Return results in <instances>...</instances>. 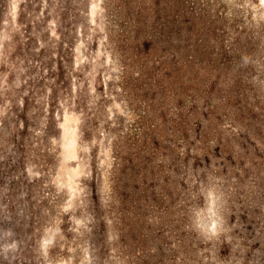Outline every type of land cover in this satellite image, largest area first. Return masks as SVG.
Here are the masks:
<instances>
[{
    "label": "rangeland",
    "instance_id": "rangeland-1",
    "mask_svg": "<svg viewBox=\"0 0 264 264\" xmlns=\"http://www.w3.org/2000/svg\"><path fill=\"white\" fill-rule=\"evenodd\" d=\"M148 1L0 0V264L155 261L153 247L137 248L132 227L121 220L129 203L120 196L136 195L132 172L151 159L152 138L144 146L141 132L150 128L155 136L161 128L156 117L155 127L144 120L148 111L158 114L162 88L153 62L136 60L132 27ZM182 1L187 8L202 4L203 44H191L198 59H207L200 80L209 92L217 90L216 102L230 106L228 124L206 138L245 149L246 123L236 124L235 107L257 117L264 137V3ZM211 98L201 95L196 114H188L197 139L209 127ZM170 101L164 111L179 125L180 108L171 111ZM172 130L166 127V146ZM251 142L261 180L253 171L243 182L263 202L264 141ZM218 145L183 162L178 189L199 207L190 214L187 246L175 248L167 236L165 252H183L187 264H264V224L248 222L243 204L227 192L236 179L202 171L212 160L222 162Z\"/></svg>",
    "mask_w": 264,
    "mask_h": 264
},
{
    "label": "trees",
    "instance_id": "trees-1",
    "mask_svg": "<svg viewBox=\"0 0 264 264\" xmlns=\"http://www.w3.org/2000/svg\"><path fill=\"white\" fill-rule=\"evenodd\" d=\"M161 2L163 0H149L147 5L139 9V18L135 26L132 27L134 28L133 32H135L133 35L134 42L139 48L136 60L139 63L153 62L152 68H157L155 79L162 88V99L159 97L158 103H154L158 114L148 111V115L143 118L146 119L147 123L150 122V126L154 124L151 120H153V117L155 120L156 117L161 124H166V127L169 126L171 130L173 127V136L170 137V145L166 146L169 140L168 142L166 140L167 131L164 124L163 128L161 124V128H155L157 133L154 130L152 131L156 133L155 136L150 135V128L143 129L144 131L141 132L143 144L147 143L146 139L148 140L149 137L156 140L150 139L152 147L150 149L148 146L147 156H151V159L147 165L141 166V163L138 165L145 168L139 170L140 174L135 169L132 172V176L138 181L136 195L132 196L126 191L120 194L121 198L126 200L125 204L126 202L129 203L123 211L121 220L125 222V226L132 227L136 236L137 248L140 246V249L149 250L153 247V254H155L156 259L153 263L146 260V264H187L189 261L186 260L190 256L186 258L183 252L180 255L175 254L173 257L165 252L166 245L169 243L165 240L167 236L173 237L175 248L187 246L188 234L191 233L190 228L192 226V223L189 222L191 221L190 214L199 207L197 202L186 200L180 189H178L179 175L187 167L183 162L189 163L192 156L203 158L205 153L211 154L216 147L215 145L219 144L217 148L221 155L223 154L222 162L212 160L209 166L210 170L202 171H209L214 177L221 176V178H225L227 176L229 182L236 179L233 188H228L227 192L234 197L236 202L243 204L244 216L250 217L248 222L251 221L253 225L258 222L264 224V201H261V197L256 198V195L253 196L248 193L243 182L244 180H250L254 175L253 171L261 180V171L254 160L255 153L252 149L251 140L254 141L256 137H260L264 141V137L261 134V124L256 123L257 117L253 119L248 115L247 109L244 111L242 109L244 106H241V109L235 107L236 111L233 115L237 121L236 124L240 127L246 123V129H242L247 130V134L245 133L241 137L247 142V144L245 143V149L238 147L237 150H231L226 148L227 144L214 141L213 137L206 138V136L217 132L218 125L224 126V123H226L224 119L226 117L228 119L230 114V106L216 102L217 98H214V96L217 94V90L213 89L209 92V88L204 85V80H200V75H202L200 66L206 63L207 59L200 56L199 60L198 51L196 52V49L191 46L193 41H200L199 45L203 44L207 19H204L205 16L201 13V3L193 5V2H191L192 6L187 8L180 3L183 2L182 0L173 2L165 0V3L162 4L164 6L160 5ZM194 59H197V62ZM155 93L157 94L159 91L156 90ZM201 95L212 98L206 110V117L208 118L206 124L209 127L203 130L204 135L202 134L197 139L193 127L192 130L189 128L191 118L188 114L197 110V104L201 102ZM169 101L172 105L171 111L175 107L180 108L181 113L177 117L179 125L175 123L173 117L171 118L164 111L169 106ZM167 111H170V109ZM152 155H156V158H152ZM140 158L142 159V155ZM135 164L137 165V163ZM126 168V170H129L133 166L130 164ZM185 173L186 176H189L187 172ZM117 180L121 182V177L117 176ZM142 187L144 189L139 196V190ZM252 192L254 193V191ZM136 197L139 198V201L135 202ZM151 224L155 229L152 231V235H149ZM153 238H156L158 243L150 246L152 244L150 240ZM159 241L162 242L159 243ZM263 248L264 246L261 249ZM144 253H146V255H143L144 258L150 255L148 251Z\"/></svg>",
    "mask_w": 264,
    "mask_h": 264
},
{
    "label": "snow or ice",
    "instance_id": "snow-or-ice-1",
    "mask_svg": "<svg viewBox=\"0 0 264 264\" xmlns=\"http://www.w3.org/2000/svg\"><path fill=\"white\" fill-rule=\"evenodd\" d=\"M262 3H264V0H261Z\"/></svg>",
    "mask_w": 264,
    "mask_h": 264
}]
</instances>
